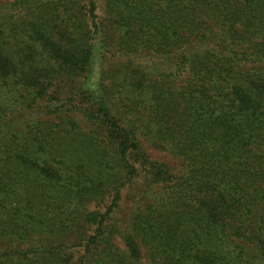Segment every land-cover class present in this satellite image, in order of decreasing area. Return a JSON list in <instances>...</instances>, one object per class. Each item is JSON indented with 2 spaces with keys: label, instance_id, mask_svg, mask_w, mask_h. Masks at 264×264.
<instances>
[{
  "label": "trees",
  "instance_id": "1",
  "mask_svg": "<svg viewBox=\"0 0 264 264\" xmlns=\"http://www.w3.org/2000/svg\"><path fill=\"white\" fill-rule=\"evenodd\" d=\"M0 264H264V0H0Z\"/></svg>",
  "mask_w": 264,
  "mask_h": 264
}]
</instances>
